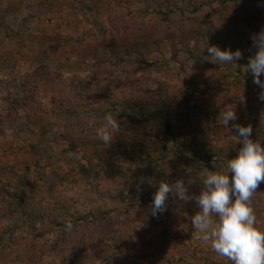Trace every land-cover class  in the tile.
<instances>
[{
	"label": "rangeland",
	"instance_id": "rangeland-1",
	"mask_svg": "<svg viewBox=\"0 0 264 264\" xmlns=\"http://www.w3.org/2000/svg\"><path fill=\"white\" fill-rule=\"evenodd\" d=\"M228 1V24L245 15L253 27L225 44L241 51L236 64L220 65L196 50L191 0H0V264H228L192 228L194 199L170 193L151 214L160 181L183 180L195 196L199 175L227 172L242 147L233 125L264 142V102L246 71L264 0ZM108 42L132 49L127 66L92 67ZM60 102L78 105L70 129L90 140L73 153L49 131L68 119ZM228 109L237 119L224 127ZM109 113L119 130L106 146L97 133ZM251 206L264 227V182ZM83 212L92 217L76 225Z\"/></svg>",
	"mask_w": 264,
	"mask_h": 264
},
{
	"label": "clouds",
	"instance_id": "clouds-1",
	"mask_svg": "<svg viewBox=\"0 0 264 264\" xmlns=\"http://www.w3.org/2000/svg\"><path fill=\"white\" fill-rule=\"evenodd\" d=\"M257 51L250 58L246 71H251L254 83L262 91L259 99L264 102V29L252 37ZM208 59L219 63L236 64L241 58L240 50H222L217 46H207ZM237 119L232 109L223 111V126L228 127L230 121ZM104 126L97 133L100 140L107 146L113 140V133L119 130L118 121L112 114L104 117ZM242 147L237 156L227 160V172H209L199 175L202 190L198 195L189 193L183 180L175 183L160 181L151 203V214L156 216L166 210V201L172 193L179 200L188 202L195 200L200 209L191 217L194 231L198 238L210 242L212 250L230 264H264V227L258 225L257 216L251 200L258 185L264 182V142L251 138L252 127L233 125ZM231 174V176H230ZM145 178H141L140 185ZM193 181H189V184ZM149 184L155 183L151 178ZM66 230L73 225L68 222Z\"/></svg>",
	"mask_w": 264,
	"mask_h": 264
},
{
	"label": "trees",
	"instance_id": "trees-1",
	"mask_svg": "<svg viewBox=\"0 0 264 264\" xmlns=\"http://www.w3.org/2000/svg\"><path fill=\"white\" fill-rule=\"evenodd\" d=\"M173 1L175 5H178V3L182 0ZM208 1L209 0H191L190 3V5L192 6V14H190L191 17L189 18L190 22H188V27L194 30L195 27L197 28L196 33L198 36V40L196 43V50L201 54L208 53L207 46H217L223 50L225 47H227L225 44H228V42L233 44L232 39L235 38V36H237L239 39H242L241 37H239L240 27H248L250 30H252L253 27L252 19L248 18L245 15L242 18L238 19V21H236L234 25L228 24L229 17L225 14L229 7L228 0L220 1L219 5L216 6V8H214L215 2H212L210 8L212 7L211 10H214H209L208 12H206L205 7L207 6ZM164 2H168L170 3L169 5H172L171 0H164ZM234 2L237 3V1ZM215 9H218L217 14H215ZM157 19H159L161 24L172 23L174 20L170 17V13L165 12H158ZM253 35H255L254 31ZM131 52L132 49L128 46L119 47L118 45L109 42L100 44L95 48L93 52V54L96 56V62L92 65V67H94L95 69H99L105 66H111V68H113L114 66L119 67L121 65L127 66V64H129L127 58L130 56ZM143 62H145V64L151 65L148 61L144 60ZM261 79H264V74H262ZM252 91L256 96L255 98L259 99V94L262 89L256 84ZM56 106L57 109L61 108V110H65V112H68V119L65 123L49 124V131L54 132L56 135L60 136L63 140H66L68 142V152H76L80 145L90 142L86 135H78L77 133L72 134V131L70 129V125H76V122L80 120L79 118L82 119V113L78 111L77 104H71L70 106L67 105V107L65 108L66 105L63 106L60 102L57 103ZM53 108L55 109V107ZM80 169L82 171L89 172L88 168H86L85 165H81ZM74 217V221L76 225H78V223L86 221L88 217H92V214L90 212H83V214H81V217ZM55 223H59V221H56ZM225 260L228 264H230V261H228L226 258ZM170 264H174V261H171Z\"/></svg>",
	"mask_w": 264,
	"mask_h": 264
}]
</instances>
